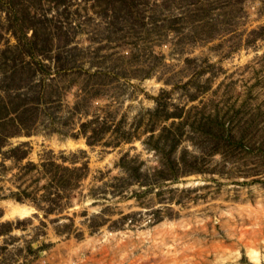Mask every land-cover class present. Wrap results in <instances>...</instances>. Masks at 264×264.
I'll return each instance as SVG.
<instances>
[{
	"label": "rangeland",
	"instance_id": "374dc122",
	"mask_svg": "<svg viewBox=\"0 0 264 264\" xmlns=\"http://www.w3.org/2000/svg\"><path fill=\"white\" fill-rule=\"evenodd\" d=\"M0 264H264V0H0Z\"/></svg>",
	"mask_w": 264,
	"mask_h": 264
},
{
	"label": "bare ground",
	"instance_id": "6f19581e",
	"mask_svg": "<svg viewBox=\"0 0 264 264\" xmlns=\"http://www.w3.org/2000/svg\"><path fill=\"white\" fill-rule=\"evenodd\" d=\"M30 211V208L24 206V205H16L12 208L11 214L16 215L18 217L26 216ZM255 242V241H254ZM248 255L251 260H253L256 263L260 262V255L258 254V251L253 246L248 247L247 249Z\"/></svg>",
	"mask_w": 264,
	"mask_h": 264
},
{
	"label": "trees",
	"instance_id": "16d2710c",
	"mask_svg": "<svg viewBox=\"0 0 264 264\" xmlns=\"http://www.w3.org/2000/svg\"><path fill=\"white\" fill-rule=\"evenodd\" d=\"M10 8L12 9V7H10ZM10 8L8 10H10ZM12 19H14V16L13 15H12ZM33 32H34V35H36L35 34L36 33L35 30H33ZM14 33L16 34V36H17V34H19L18 35L19 40L20 39H26V40H28V37H26V32H21L20 30L17 31V29L14 28ZM35 42L36 41L34 39L29 38V42H25V43L22 44V45H24L23 48H27L28 50H31L32 49V46L35 44Z\"/></svg>",
	"mask_w": 264,
	"mask_h": 264
}]
</instances>
